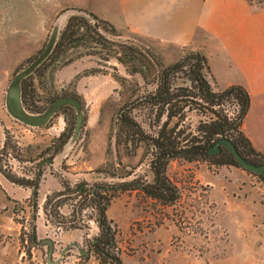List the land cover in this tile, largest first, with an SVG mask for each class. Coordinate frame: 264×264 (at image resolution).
<instances>
[{
	"label": "rangeland",
	"instance_id": "rangeland-1",
	"mask_svg": "<svg viewBox=\"0 0 264 264\" xmlns=\"http://www.w3.org/2000/svg\"><path fill=\"white\" fill-rule=\"evenodd\" d=\"M260 5L264 6V0H252V11H263ZM71 8L89 11L98 18L110 10L101 0H0L3 104L12 77L41 52L56 18ZM101 32L108 49L87 41L70 48L58 62L47 63L32 75L34 111L26 108L30 112H42L54 97L72 94L79 98L83 124L71 148L64 151L76 117L72 106L57 112L38 128L13 119L5 106L0 112V264H48V246L32 241L33 223L37 240L49 238L54 243L51 260L73 241L88 253L92 239L100 232L97 210L84 199L91 187L97 183L152 180L151 150L142 142L135 149L126 147L124 142L116 143V114L124 104L153 91L159 62L169 64L188 49H200L204 50L211 74L220 83L238 75L228 52L211 36L205 35V39L180 48L135 34L125 27L115 29L114 33ZM125 46L133 48L144 63L151 65V70L133 72V64L127 69L119 62L117 57ZM69 59L72 62L65 64ZM136 65L143 66L138 62ZM258 107L257 103L252 105L246 120L247 131L261 127L256 119ZM224 108L229 115H235L238 109L228 102ZM131 115L147 133H155L147 103L136 104ZM209 117V113L187 112L178 129L188 131L189 127L195 131L199 121ZM63 131L69 132V138L61 151L53 154V142ZM44 159H52L53 164L43 166L37 190L38 210L33 221L32 181ZM223 173L226 171L217 176V166L207 162L174 159L167 165L166 175L179 192L175 202L161 204L141 189L106 193L110 202L105 213L112 222L117 253L123 263L204 264L230 259V264H264V184L251 174L261 181L260 196L236 195L229 201L219 200L215 207L209 199L211 187L207 182H214L213 195L221 198ZM4 174L31 182L27 186L14 184L16 192L9 195L5 188H9L10 180ZM78 186L84 189L81 194L77 192ZM23 187L27 188L26 193ZM58 193L64 195L57 197ZM225 250L230 255H224ZM244 250L245 262L242 257L239 259V253ZM58 264L100 263L91 251L83 257L72 246Z\"/></svg>",
	"mask_w": 264,
	"mask_h": 264
},
{
	"label": "trees",
	"instance_id": "trees-1",
	"mask_svg": "<svg viewBox=\"0 0 264 264\" xmlns=\"http://www.w3.org/2000/svg\"><path fill=\"white\" fill-rule=\"evenodd\" d=\"M245 1L250 6L252 5V0ZM260 8H264V6L260 5ZM87 14L89 17L81 14L69 16L49 56L33 73L21 80L22 103L28 110L34 111L31 108L34 93L32 75L42 70L45 64L58 62L70 48L84 45L87 41H92L96 44L95 46L100 45L102 48H107V42L101 30L114 33L115 29L95 14L89 11ZM117 60L127 69L133 64L135 66L133 72L142 73L145 70H151V65L144 63L142 57L138 56L131 47H122V52ZM70 62L72 59L67 60L65 64ZM136 62L143 65L141 66L142 69L136 65ZM154 73L155 87L153 91L136 97L117 111L118 130L115 133L117 144L124 142L126 147L130 146L131 149H135L142 142L151 150L152 180L148 183H140L136 180L122 181L113 185L97 183L84 197L97 210L96 220L100 232L97 237L92 239L89 251L100 264H122L117 253L112 222L105 213L110 202V195H106V193L115 190L141 189L145 195L161 204H171L179 198L177 187L166 175V168L171 160L184 159L189 162L203 161L217 167H239L232 154L225 147H221L218 152L213 154L208 152V149L221 138L230 140L239 154L247 161L254 164L264 162V155L253 147L251 141L242 131L243 120L250 105L248 92L240 85L216 89L210 82L207 59L202 50L188 49L172 63L162 64L159 62ZM226 102L235 103L238 108L235 115L228 114L224 108ZM138 103L149 105L151 115H153L151 126L155 128L154 134L147 133L131 115L132 109ZM69 106L71 105L60 107L56 113L64 111ZM187 112L209 113L210 117L208 120L199 121L195 131L189 127H187L188 131L178 129ZM185 132L186 134L183 135ZM68 138L69 132L65 133L64 131L56 137L53 142L55 143L53 154L61 151ZM247 172L257 176L264 184V176ZM4 175L14 184L27 186L31 182L29 180L23 182L11 175ZM109 176L114 177V175ZM83 191L84 189L78 186L77 192L81 194ZM63 195L64 193H58L56 196Z\"/></svg>",
	"mask_w": 264,
	"mask_h": 264
},
{
	"label": "crops",
	"instance_id": "crops-1",
	"mask_svg": "<svg viewBox=\"0 0 264 264\" xmlns=\"http://www.w3.org/2000/svg\"><path fill=\"white\" fill-rule=\"evenodd\" d=\"M101 1L110 10L99 19L106 21L114 29L125 27L135 34L180 48L189 46L196 40L205 39V35L218 39L228 52L229 61L237 68L238 75L220 83L209 69L210 82L216 89L240 85L248 92L250 105L243 120L242 131L253 147L264 155V10L253 12L245 0ZM253 13L257 15L253 16ZM254 103L259 104L260 111L256 119L261 127L255 131H247L246 120ZM3 107L0 93V112ZM217 168V176H220L222 170L226 171L220 184L221 198L213 195L214 182H207L211 187L209 199L215 207L218 206L216 202L219 200L229 201L236 195L243 198L260 196L261 181L257 177L246 174L235 166ZM8 186L9 188H5L6 193L13 195L16 192L14 183L8 181ZM22 191L26 193L27 188L23 187ZM224 253L230 255L226 250ZM241 257L245 262V250L239 253L240 260ZM228 260L230 259L204 264H221L222 261V264H230ZM231 262H234V259Z\"/></svg>",
	"mask_w": 264,
	"mask_h": 264
},
{
	"label": "water",
	"instance_id": "water-1",
	"mask_svg": "<svg viewBox=\"0 0 264 264\" xmlns=\"http://www.w3.org/2000/svg\"><path fill=\"white\" fill-rule=\"evenodd\" d=\"M73 14H82L89 17L87 12L81 9L71 8L64 10L56 18L41 52L27 66H25L23 69L18 71L12 77V79L8 84L4 99L5 110L7 111L9 116H11L16 121L33 128H38L46 125L60 107L64 105H71L75 110L76 117H75L72 135L70 136L68 142L66 143L64 147V151L68 150L73 146V144L76 142L77 138L79 137L82 128L84 115L80 100L77 97L69 96V95L59 96L56 99H54L50 103V105L42 112H38V113L30 112L24 107L22 103L21 80L27 77L28 75H30L31 73H33V71L42 62L46 60V58L49 56L50 52L52 51L54 45L56 44L63 26L67 22L69 16ZM221 147H225L232 154L239 167H241L246 171L255 173L257 175L264 176V162L262 164H254L247 161L239 154V152L234 147L233 143L226 138L218 139L215 142V144L208 149V152L211 154L216 153L221 149ZM47 163L53 164L52 159H44L40 161V163L38 164L36 176L32 186V220L33 221L35 220L36 213L38 210L37 209L38 182L42 175L43 166ZM35 230H36L35 223H33L32 231H31L32 241L36 245L48 246L46 253V259L48 264H58L59 262H61L67 249L72 246L76 247L79 253H81L82 255L87 253V250L81 249L79 244L73 241L68 245H66L64 248H62V250L59 253V256L55 260H51L53 254V248H54L53 241L49 238L37 240Z\"/></svg>",
	"mask_w": 264,
	"mask_h": 264
},
{
	"label": "built area",
	"instance_id": "built-area-1",
	"mask_svg": "<svg viewBox=\"0 0 264 264\" xmlns=\"http://www.w3.org/2000/svg\"><path fill=\"white\" fill-rule=\"evenodd\" d=\"M233 106L236 107L235 103H233Z\"/></svg>",
	"mask_w": 264,
	"mask_h": 264
},
{
	"label": "flooded vegetation",
	"instance_id": "flooded-vegetation-1",
	"mask_svg": "<svg viewBox=\"0 0 264 264\" xmlns=\"http://www.w3.org/2000/svg\"><path fill=\"white\" fill-rule=\"evenodd\" d=\"M71 96V95H70ZM75 97V96H74Z\"/></svg>",
	"mask_w": 264,
	"mask_h": 264
}]
</instances>
